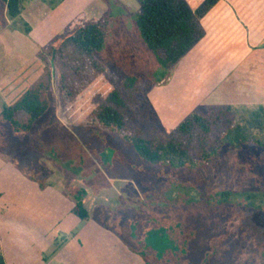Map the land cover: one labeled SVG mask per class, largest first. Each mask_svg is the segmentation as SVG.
Returning <instances> with one entry per match:
<instances>
[{"label":"rangeland","instance_id":"1","mask_svg":"<svg viewBox=\"0 0 264 264\" xmlns=\"http://www.w3.org/2000/svg\"><path fill=\"white\" fill-rule=\"evenodd\" d=\"M21 3L25 19L10 21L0 1V29L5 30L10 23L14 31L0 30V78L5 80L6 72H14L18 92L42 74L44 64L36 52L64 35L74 21L103 20L107 39L95 55L105 63L101 83L116 87L126 77L139 79L143 118L136 125L145 138L164 141L191 114L205 116L221 106L233 107L230 117L237 123L248 111L262 109L264 114L262 102L247 103L255 98L249 86L221 89L219 85L242 56L245 31L228 30L229 36L215 46L209 37L204 46L194 47L178 64L166 69L160 65V54L151 51L139 33L141 7L137 0ZM205 26L214 36L216 26ZM260 57L264 65L263 54ZM56 81L49 93L50 109L29 133L15 134L8 124L0 123V218L33 216L46 226H56L51 213L60 215L62 229H71L73 221L80 220L70 212L74 201L67 188H83L91 214L121 231L127 247L140 249L130 235L142 238L145 233L143 244L156 246L153 264H177L170 256H163V249L173 257L182 252L175 243L176 235L192 237L184 259L189 264H201L204 257L212 255L206 251L216 244L214 238L224 251L212 255L206 264H264V214L236 203L220 207L210 203L211 196L220 191L264 193V147L235 145L225 137V128L216 135V154L208 163L197 164L195 170L152 165L133 150L116 127L77 125L75 111L63 105ZM90 98L89 93L84 94L78 103L88 104ZM29 221L25 224H32ZM133 223L136 227L130 229ZM236 223L239 227L234 230ZM159 225L169 228L145 232Z\"/></svg>","mask_w":264,"mask_h":264},{"label":"trees","instance_id":"2","mask_svg":"<svg viewBox=\"0 0 264 264\" xmlns=\"http://www.w3.org/2000/svg\"><path fill=\"white\" fill-rule=\"evenodd\" d=\"M0 1L4 4L10 21L21 18L23 11L21 0ZM137 1L141 7L137 19L139 33L148 48L160 54L158 58L160 65L168 69L178 64L204 38L202 20L221 0H204L195 9L191 8L186 0ZM28 30L26 28L25 32ZM106 39L105 21L84 23L74 21L64 35L52 39L40 49L38 57L44 64L41 76L13 104L2 109L0 123L8 124L15 134L29 133L34 124L50 109L49 93L58 79L60 99L68 110L75 111L72 113L77 125L116 127L133 150L152 165H166L176 171L182 168L195 170L197 164L208 163L216 154L218 150L216 135L225 128H227L225 137L235 145L253 144L264 147L262 109L241 114L242 118L237 123L231 120L230 112L233 108L231 106L214 108L205 116L191 114L164 141L145 138L136 125V122L143 118L139 79L126 77L116 87L101 83L105 63L97 60L95 55L103 50ZM96 84L98 85L93 89ZM87 93L91 97L89 102L93 104L78 103V100ZM95 100L98 101L94 103ZM67 191L68 196L74 201L71 213L81 221L88 220L91 212L84 200L85 189L68 187ZM210 203L214 207L236 203L238 206L264 214V193L237 194L220 191L211 196ZM179 225L182 226L181 223ZM234 226V230H237L239 223ZM131 227L135 229V223L130 229ZM158 227L169 228L159 225L145 232ZM175 237V243L182 252L173 257L169 251L163 249V256L167 259L170 256L175 262L178 261L177 264H189L184 259L188 254L189 241L192 237L184 235ZM130 238L141 246L140 249L133 250L147 264H153L152 258L157 256L154 243L146 244L147 246L143 244L145 233L142 238H137L136 235H130ZM213 240L216 244L212 246V250L206 252H211L213 256L222 254L224 250L220 241L218 238ZM214 249L216 254L213 253ZM212 255L208 259L204 257L201 264H206L213 258ZM248 260L251 262L252 259ZM0 264H5L1 256Z\"/></svg>","mask_w":264,"mask_h":264},{"label":"crops","instance_id":"3","mask_svg":"<svg viewBox=\"0 0 264 264\" xmlns=\"http://www.w3.org/2000/svg\"><path fill=\"white\" fill-rule=\"evenodd\" d=\"M186 1L195 9L204 0ZM21 18L25 19L23 12ZM205 23L208 27L211 24L216 26L214 36L209 33ZM9 25L10 23L5 30L0 29L1 32L14 34ZM202 26L205 36L195 46L199 48L204 46L209 37L215 46L229 36L226 34L228 30L245 31L242 56L219 85L221 89L249 86V91L255 98H250L247 103L256 105L262 102L264 105V65L260 57L262 54L264 56V0H221L203 18ZM14 75V72L11 75L6 72L8 81L3 76L0 78V112L28 89L22 88L25 90L18 92L19 82L14 81ZM259 79L261 83H258ZM226 102L223 101V104ZM229 104L235 103L227 102ZM7 206L8 204L5 205L6 208ZM50 216L58 225L46 226L33 216L28 219L19 215L0 218V256L5 264H147L133 248L127 247L123 242L121 231L113 229L93 214L86 221L79 218L80 223L73 221L71 229L61 228L60 215L56 217L50 213ZM26 220H30L29 223L32 224H25Z\"/></svg>","mask_w":264,"mask_h":264}]
</instances>
